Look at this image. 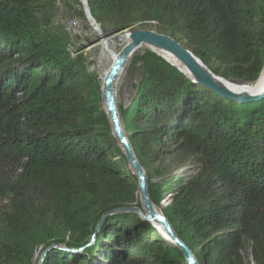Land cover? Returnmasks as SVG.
Returning a JSON list of instances; mask_svg holds the SVG:
<instances>
[{"label": "trees", "instance_id": "trees-1", "mask_svg": "<svg viewBox=\"0 0 264 264\" xmlns=\"http://www.w3.org/2000/svg\"><path fill=\"white\" fill-rule=\"evenodd\" d=\"M86 2L105 37L153 21L232 83L254 81L263 66L264 0ZM40 6L0 0V264H36V249L54 243L82 245L103 212L139 206L136 178L105 116L96 117L84 61L49 32ZM138 59L133 98L118 105L138 161L199 166L192 180L170 181L179 188L165 216L200 264H246L247 240L264 264V98L228 100L153 52ZM167 182L149 189L160 196ZM150 225L131 212L109 215L90 246L51 248L43 264H186Z\"/></svg>", "mask_w": 264, "mask_h": 264}, {"label": "water", "instance_id": "water-1", "mask_svg": "<svg viewBox=\"0 0 264 264\" xmlns=\"http://www.w3.org/2000/svg\"><path fill=\"white\" fill-rule=\"evenodd\" d=\"M84 15L87 18L90 25H94L98 30L100 38H103V33L99 25L95 22L90 9L88 8L86 0H81ZM128 35V42L121 48L117 55L112 59L110 66L102 77L101 88V101L105 111V114L110 122L111 133L116 139L119 147L121 148L127 163L132 168V174L137 179V189L139 199L142 204V208L137 206H121L115 207L101 214L97 225L93 228V232L90 237L79 246L88 247L89 243L93 240L98 232L99 226L103 220L109 216L119 213L131 212L137 214L142 220L149 222L155 229L156 224L160 225L165 233L162 235L165 241L170 243L177 251L181 252L186 264H200L195 257L194 252L187 246V244L180 238L168 218L156 210L149 196L147 186V176L144 168L138 161L134 150L130 144V141L124 131L122 130V120L120 118L117 102H116V79L124 68L126 62L132 57V55L142 46H147L158 50H163L170 53L176 58L183 68L175 66L182 74L188 77V79L198 85H201L215 94L238 103L256 102L264 98V84L259 85L256 92L246 93L237 91L231 88L228 84L232 82L224 79L223 77L214 74L210 71L202 61L194 55L189 49H187L182 43L178 42L169 35L158 33L152 29L138 28L135 30H129L126 32ZM155 52L157 55L158 53ZM172 64V63H171ZM186 70L187 72H185ZM264 71V61L261 71L257 78L252 82L241 83L243 85L252 84L256 85L259 81L261 73ZM236 84V83H235ZM154 224V225H153ZM158 229V228H157ZM161 235V234H160ZM58 248L60 250H66L67 246L52 244L45 250L51 248ZM78 247V246H77ZM43 258H39L36 264H41Z\"/></svg>", "mask_w": 264, "mask_h": 264}, {"label": "rangeland", "instance_id": "rangeland-1", "mask_svg": "<svg viewBox=\"0 0 264 264\" xmlns=\"http://www.w3.org/2000/svg\"><path fill=\"white\" fill-rule=\"evenodd\" d=\"M40 2L42 4V6H40L42 10V14H45V13L48 14L49 19L48 20L46 19V28L49 30V32H51L52 34H56L57 36L60 35L64 37V41L66 44V50L72 57H76V56L82 57L84 61V67L87 73H89L90 75V80L94 84V89L96 92V101L94 102L95 104L94 106L100 109L96 117L99 118L102 115H104L110 127V122L105 114L102 101H101L102 77L104 75L103 74L104 68L108 66L109 58L107 56L102 55V51L100 49V46L98 45L99 34L96 33L95 30L90 26L85 15L81 16L79 14V7L76 5L74 0H67L66 2L67 4L71 5L72 9L68 8L67 5L62 0H40ZM135 28L136 29L138 28L151 29V24L148 23L147 20L142 21V22H137L135 24ZM127 31L128 30H123L122 32L123 33L125 32L124 34H126ZM110 36H116V33L109 34L107 37H110ZM119 42L120 40H117V37H116L115 44L113 46L115 50L119 49V44H120ZM145 51L152 52L147 46L140 47L134 53L136 56L134 62H132L133 58L131 57L126 62V64L124 65V68L122 69V74L119 76L116 82L117 108L119 104L124 107L127 106L129 102L131 101V99L133 98L134 90L139 84V80L142 77L141 76V73H142L141 63L138 57L142 55ZM117 146L119 147L118 143H117ZM119 149H120V153L118 155L119 156L122 155L121 158L123 157L125 159V161L121 162L123 169L127 173L135 177V175L132 174V171L129 168V164L127 163L126 158L120 147ZM198 170H199V166L197 165V162L195 161H190V162L185 161V163H182V164H171L168 161H157L153 164L151 169H149L148 167L144 168V171L147 176V186H148L149 196L156 210L160 211L161 213L165 215L166 208L171 203L170 195L173 193L174 190L179 188L178 184H176L175 182H170V181H172L174 178L178 176L188 177L192 175L190 179L186 180V182H188L192 180L193 178H195ZM162 180H169L167 184L170 183L171 188L163 191L162 193H160V196H159L149 189L150 185H148V181L161 182ZM136 183H137V179H136ZM138 207L142 208L140 199H139ZM150 226L153 227L152 225ZM156 232L161 237V239L165 241L163 236L160 235V233L157 230ZM92 243H93V240L89 243L88 246H90ZM166 243L168 242L166 241ZM54 244L61 245V246L64 245L62 243H54ZM168 244L171 248L176 250L170 243ZM78 247L77 246L67 247V249L64 251L78 252L81 250V248L83 249V247L81 246H78ZM36 250L37 251L35 253H36L37 261H39V258L40 259L43 258V261H44L45 256L50 249L45 250L44 248L43 249L37 248ZM174 250H172V252L176 253L174 252ZM243 256H244L246 264H256L252 258L251 240H247V252L244 253ZM43 261L41 264H43Z\"/></svg>", "mask_w": 264, "mask_h": 264}, {"label": "bare ground", "instance_id": "bare-ground-1", "mask_svg": "<svg viewBox=\"0 0 264 264\" xmlns=\"http://www.w3.org/2000/svg\"><path fill=\"white\" fill-rule=\"evenodd\" d=\"M90 26L95 30L96 33H98V31H97L98 29L96 27H94V25H90ZM124 33H121L120 35L116 34V36L103 37V38H100V36H99L98 45L100 46V49L102 51V55L103 56H107L109 58L108 66L106 68H104L103 74H105V72L107 71L108 67L110 66L113 57L115 55H117L118 52L121 50V48L125 45V43L128 42V40H129L128 39V35H126ZM116 37H117V40H120V42H119L120 44H119V49L118 50H115V48L113 47L114 44H115ZM150 48L153 51H156L158 53V56L163 58L165 61H167L170 64L172 63L171 65L183 68L181 63L176 58H174L170 53H168L166 51H163V50L155 49L153 47H150ZM153 53H155V52H153ZM184 71L187 72L186 70H184ZM121 74H122V71H120V73H119V75H118V77L116 79V82H117V80H118V78H119V76ZM116 82H115V84H116ZM226 84H228L231 88H233V89H235L237 91H242V92H246V93L256 92L257 90H259L258 86L264 84V71L261 73V75L259 77V81H258V83L256 85H252V84L243 85V84H235V83H231V84L226 83ZM122 130L124 131L123 125H122ZM129 168L132 171V168L130 167V165H129ZM156 226L158 228V229L156 228V230L161 235H165L162 227L160 225H158V224H156Z\"/></svg>", "mask_w": 264, "mask_h": 264}, {"label": "built area", "instance_id": "built-area-1", "mask_svg": "<svg viewBox=\"0 0 264 264\" xmlns=\"http://www.w3.org/2000/svg\"><path fill=\"white\" fill-rule=\"evenodd\" d=\"M148 23H150V24H153L154 22L153 21H147Z\"/></svg>", "mask_w": 264, "mask_h": 264}]
</instances>
